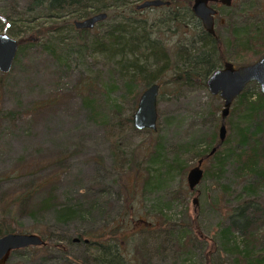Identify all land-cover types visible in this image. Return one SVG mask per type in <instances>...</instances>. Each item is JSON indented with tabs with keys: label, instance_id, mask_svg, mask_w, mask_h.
Wrapping results in <instances>:
<instances>
[{
	"label": "trees",
	"instance_id": "trees-1",
	"mask_svg": "<svg viewBox=\"0 0 264 264\" xmlns=\"http://www.w3.org/2000/svg\"><path fill=\"white\" fill-rule=\"evenodd\" d=\"M140 1L29 0L26 9L17 13L20 17L9 19L0 14V30H11L14 35L20 36L15 64L29 55H47L56 62L63 74L65 72L62 70L65 67L68 69L73 60L77 64L85 55L92 54L94 61L102 59L112 67L111 76L118 77L127 89L128 96L134 100L135 112L141 95L153 84L160 86L159 97L166 95L168 86L173 94L196 85L206 88L208 77L225 63L231 62L227 54L230 47L236 51L234 61L240 66L255 62L264 55V21L261 27L251 31L245 25L234 24V18H230L228 24L231 22L232 32L230 38L225 40L216 28L215 36L204 30L202 23L192 13L194 0H171L170 6L149 8L163 11L162 17H151L147 9L137 10ZM100 13H107L108 18L93 30H78L75 27L76 19L84 20ZM19 27L22 29L16 33ZM175 35H180V38L171 47L168 38ZM83 73L85 75L79 78L76 90L90 116L100 124H128L134 127L135 113L126 117L120 105L110 101L111 94L119 87L117 81L103 85L100 71L86 68ZM250 86L254 88L253 91ZM55 103L54 98L36 102L32 104L31 111L38 113ZM217 111L218 108H213L211 113L215 115ZM7 115L15 117L17 113L10 111ZM227 119L226 139L213 155L209 154L220 144L222 121L218 132H211L205 139V145L199 147L198 140L195 142L190 138L178 144L177 152L190 147L198 161L201 158H204V162L210 160L213 167L222 173L231 167L236 171V176L245 181L235 203L226 207L225 218L228 222L219 229L216 240L209 239L208 248L203 249L208 264L219 247L233 257L232 264H264V239L261 236L264 234L261 232L264 226V95L260 93L258 84L247 86L232 104ZM229 127L232 132L236 130L237 141L233 146ZM163 150V142H157L155 151L147 160L137 164L147 165L142 168L136 166L135 173L131 171L128 175L130 184L126 191L129 204L132 200H138V191L147 193L160 188L163 176H169L175 169L180 171L183 167L179 156L174 155L168 161L164 158ZM67 159V155L56 153L51 158L40 159L24 168L0 174V182L10 177H29L27 184L20 190L2 196L1 201L4 203L0 206V237L9 232L38 233L46 244L35 247L45 248L52 239V232L44 230L40 225L42 223L23 227L17 221L19 217L34 218L37 214L47 216L51 212L59 222H70L96 210L97 203L93 199L52 204L56 202L55 197L59 199L55 186L68 168ZM45 169L49 172L41 175ZM221 185L223 190L220 192L228 195L231 185ZM38 195L42 197L36 200ZM159 224L146 219L144 213L131 204L109 228L106 226L101 230L84 231L66 238L73 243L82 242L90 255L82 261L73 260L67 264H139L141 258L137 254L132 262L125 252L130 249V243L135 240L140 227L155 230L160 227ZM165 224L166 221L162 225ZM173 226V230L178 231L175 239L177 252L183 254L186 252L184 249L192 244V236L201 235L196 232V221L190 225L191 234L180 225H177L179 230L176 225ZM168 232L171 234L170 230ZM237 233L243 236L242 241H238ZM260 243L261 246L258 245ZM55 247L66 251L62 244H55ZM18 251L12 252L8 264Z\"/></svg>",
	"mask_w": 264,
	"mask_h": 264
},
{
	"label": "rangeland",
	"instance_id": "rangeland-1",
	"mask_svg": "<svg viewBox=\"0 0 264 264\" xmlns=\"http://www.w3.org/2000/svg\"><path fill=\"white\" fill-rule=\"evenodd\" d=\"M28 4L29 0H0V14L9 19L20 17L17 13H22ZM213 7L218 11L216 31L225 40L230 38L232 32L231 22L228 24L230 18H234V24L245 25L251 31L261 27L264 21V0H234L230 7ZM146 11L151 17H162L163 14V11L157 9ZM16 29L18 33L22 28ZM0 34L20 40V36L14 35L11 30H0ZM179 38L180 35L168 38L169 45L173 47ZM227 54L236 67L243 66L234 61L236 51L233 48L230 47ZM83 58L77 64L73 60L68 69L65 67L62 70L65 72L63 74L53 59L42 54L29 55L19 63H14L7 74L0 72V174L63 153L68 157V168L55 186L59 199L55 197L56 202L52 204L60 205L67 201L76 203L87 199L97 203L96 210L91 214L70 222H59L51 212L47 216L37 214L34 218L19 217L17 221L23 227L42 223V228L51 231L53 235L45 248L20 249L13 255L10 264H67L73 260L82 261L90 256L87 247L82 242L73 243L66 238L84 231L101 230L106 226L109 228L131 204L141 210L146 219L160 223V227L155 230L139 228L140 232L130 243L129 253L128 250L125 252L132 262L138 255L141 258L139 264H208L203 249L208 248L209 239L216 240L219 229L228 222L225 218L226 207L235 203L245 181L236 176V171L231 167L222 173L209 160L202 166L203 179L195 190H191L187 175L197 165L198 158L190 151V147H184L179 152L177 150L178 144L190 138L195 142L198 140V146L205 145V139L210 133L218 132L222 121V99L211 96L207 88L197 85L183 88L176 94L168 86L166 95L158 97V130H139L128 124H100L90 116L76 90L77 82L81 75H85L83 71L86 68L100 71L103 85L117 81L119 87L111 94L110 101H116L126 117L135 113V102L128 96L127 89L118 77L111 76L112 67L102 59L94 61L92 54ZM252 63L246 62L244 65ZM50 98L56 99L51 108L38 113L31 111L33 103ZM213 108H218L215 115L211 113ZM10 111L17 115L8 116ZM226 125L228 127V123ZM235 131L232 132L229 127L232 146L237 141ZM159 141L163 142L164 158L168 160L174 155L179 156L183 167L180 171L175 169L169 176H163L160 188L147 193L138 191V200H132L129 204L126 191L130 184L128 175L131 171L135 173L136 166L142 168L147 165L137 164L147 160ZM47 172L48 169H45L41 175ZM28 180L29 177L23 175L1 181L0 206L4 203L1 201L3 195L20 190ZM221 184L231 185H228V195L220 192L223 190ZM41 197L38 195L36 200ZM164 221L165 226L162 225ZM195 221L196 232L201 236L193 235L192 244L184 249L186 252H177L175 239L178 231L173 230V225H176L177 230V225H180L191 234L190 225ZM261 232L264 233V226ZM236 236L238 241H242L240 233ZM261 236L264 239V234ZM262 238L260 240L263 243ZM58 243L66 247L65 252L55 247ZM258 245L261 246V243ZM232 262L233 257L219 247L209 263Z\"/></svg>",
	"mask_w": 264,
	"mask_h": 264
},
{
	"label": "water",
	"instance_id": "water-1",
	"mask_svg": "<svg viewBox=\"0 0 264 264\" xmlns=\"http://www.w3.org/2000/svg\"><path fill=\"white\" fill-rule=\"evenodd\" d=\"M234 0H194L192 13L198 19L204 30L215 36V24L218 11L213 7L218 3L230 7ZM170 1L147 0L137 6V10L170 6ZM107 13L93 15L87 19L75 21L78 30H93L98 24L106 21ZM19 50L18 40L7 34H0V72L9 73L15 63ZM256 83L260 93L264 95V55L251 65L236 67L232 62L225 63L222 68L214 71L207 79L206 88L211 96L220 97L224 103L222 110V124L219 130L220 144L213 148L210 156L225 141L227 136L226 119L232 109V104L242 95L248 85ZM160 86L153 84L141 95L138 108L133 117L136 129L157 130L158 129V97ZM204 158L190 169L187 175L189 188L195 190L204 177ZM197 198L194 199V203ZM46 242L38 233L33 232H9L0 237V264H8L13 251L35 246H43Z\"/></svg>",
	"mask_w": 264,
	"mask_h": 264
},
{
	"label": "flooded vegetation",
	"instance_id": "flooded-vegetation-1",
	"mask_svg": "<svg viewBox=\"0 0 264 264\" xmlns=\"http://www.w3.org/2000/svg\"><path fill=\"white\" fill-rule=\"evenodd\" d=\"M220 4L218 3L216 6H219ZM262 58V57H261ZM259 60V59H258Z\"/></svg>",
	"mask_w": 264,
	"mask_h": 264
}]
</instances>
